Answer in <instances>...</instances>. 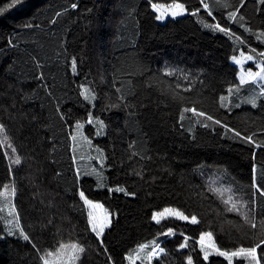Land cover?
<instances>
[{"label": "trees", "instance_id": "1", "mask_svg": "<svg viewBox=\"0 0 264 264\" xmlns=\"http://www.w3.org/2000/svg\"><path fill=\"white\" fill-rule=\"evenodd\" d=\"M7 2L10 0H0V7ZM73 2L78 5L76 9L69 7ZM171 2L25 0L0 14V123L7 129L0 133V190L7 184L10 194L9 200L0 196V264H39L28 242L18 235H6L7 201L15 204L22 227L38 246L51 250L60 242L82 240L89 245L83 264H106L104 252L85 230L86 212L82 213L76 188L114 213L104 239L115 264H127L123 256L168 227H173L177 235L159 237L167 255L154 258L153 264H181L182 256L177 252L183 239L180 232L191 237L189 248L180 250L184 254L191 252L203 230H212L218 245L229 249L249 246L254 239L252 230L242 226L235 213L223 211L221 194L226 199L231 189L238 198L248 200L253 191V164L258 183L264 184V150L229 138L233 134L219 126H214L215 131L201 127L191 113L180 120L182 107L195 106L242 134L256 133L255 139L264 140L262 101H257L255 109L243 103L253 89L259 90L255 83L233 93L230 110L219 108V96L228 95L229 85L239 84V69L231 57H238L242 50L247 52L248 47L205 28L198 21H214L203 13L159 23L151 3ZM181 2L192 6L197 0ZM260 7L254 0H246L242 9L254 29L264 26V16L255 11ZM57 11L63 14L56 17ZM214 15L220 19L218 11L214 10ZM53 19L54 24L50 23ZM26 23L39 27L25 29ZM230 26L252 47L264 49L255 35L245 33L238 25ZM73 57L77 60L75 75L71 69ZM137 65L143 66V74L135 71ZM165 69L174 70L173 75L165 77ZM41 71L43 81L35 78ZM129 81L127 106L111 107L119 95L115 88ZM189 83L191 91L183 92ZM81 84L96 93L95 107L80 97ZM177 84L181 89H176ZM172 90L190 102H174L169 95ZM197 100L201 102L192 103ZM57 102L72 127L59 120ZM236 104L241 106L236 108ZM89 112L93 124L87 123ZM96 117L104 121L103 129ZM77 120L84 123V128L73 142L69 136ZM5 136L10 139L6 141ZM83 137L91 141V146ZM9 142L22 158L21 165L12 166L11 174L10 161L3 158L4 152L11 154ZM96 149L103 152V167L96 159L100 156ZM136 150L150 159L142 160L140 155L129 159ZM77 167L82 173L79 184L74 182ZM92 169L96 172L83 175ZM57 172L61 173L59 177ZM118 185L136 196L107 191ZM13 186L16 193L11 200ZM212 188L217 192L210 191ZM257 200V212H264V200ZM166 206L179 207L186 214L195 212L202 222L190 225L169 218L156 225L150 219L151 212ZM49 219L52 225L46 224ZM212 264L226 262L212 258Z\"/></svg>", "mask_w": 264, "mask_h": 264}, {"label": "snow or ice", "instance_id": "2", "mask_svg": "<svg viewBox=\"0 0 264 264\" xmlns=\"http://www.w3.org/2000/svg\"><path fill=\"white\" fill-rule=\"evenodd\" d=\"M25 0H10V2L4 3L0 7V14H4L9 10L22 5ZM254 3L260 5V8L255 9L259 12L261 16H264V0H254ZM69 7L71 9H76L78 5L76 3H70ZM246 7V0H236V3H232L231 0H197L195 5L189 6L186 2H181V0H172L171 3L161 5L158 3H151V8L156 13L155 20L162 21L166 17L170 16L175 19L177 17L191 16L198 17L202 13L206 14L207 17H210L213 23H208L204 20L198 22L202 23L203 26L207 29H210L213 32L222 33L225 37L230 40L239 42L240 45H247L248 51H240L239 57L233 55L231 57L235 65L241 66V70L237 73V78L239 80L238 85H229L227 89L228 95L219 96V108L224 110H230L231 106V97L235 91H239L242 86L255 83L258 87V91L253 89L252 94L245 98L243 103L250 104L253 109L257 108V101H262L261 107H264V49H259L258 47H252L248 40L242 35L237 34L233 31L230 25H238L240 29H243L245 33H250L255 35L256 40L261 44H264V26L261 29H254V26L250 22V18L246 19L245 15L242 13V9ZM231 9V10H229ZM67 8L63 9V12H67ZM214 10L220 13V19H217V16L214 15ZM63 13L62 11L55 12V16L59 17ZM223 21V23L221 22ZM50 23L54 24L55 20H51ZM39 27L34 23H26L23 25L25 29H32ZM11 44V41H9ZM245 61H251L254 63L256 71H253L251 67L245 72L243 66ZM37 68H40L41 65L38 60L34 59ZM71 69L73 75L76 74L77 69V60L75 57L71 60ZM136 72L143 74L145 69L142 65H137ZM174 70L165 69L163 75L165 77L172 76ZM135 72L129 73V75H134ZM37 80L43 81L44 74L41 71L38 76L35 77ZM188 78L185 77V80ZM45 87H47L45 85ZM176 89H181V85L177 84ZM183 92L191 91V84L189 83L187 87L182 88ZM115 93L119 94L116 97V102L111 104V107H120L127 106L126 96L131 94L130 81L128 84L121 82L119 87L115 88ZM48 95L51 97L52 93L48 92ZM80 97L84 101H88L95 107L93 103L96 100V93L92 92L89 89H86L83 84L80 85ZM169 95L174 102L178 104L189 103L188 97L181 95L178 91L172 90ZM226 101H228L226 103ZM201 101H192V103H200ZM241 105L236 104L235 107L239 108ZM55 112L59 117L61 122H64L69 127H72L71 122L69 121L68 115L65 114L57 102L55 106ZM191 113L192 117L197 118L195 120L196 124H199L201 127L208 129L211 128L212 131H215L214 126H219L220 128L225 129L226 132L232 133V139H239L240 141L250 145L253 149H262L264 150V140L258 141L256 133L242 134L240 131L229 127L228 124L222 122L221 119L214 117L206 111L199 110L195 106L193 107H182L180 110V120L183 121L184 114ZM131 115V110H130ZM94 117L91 112L88 114L87 123L93 124ZM99 127L103 129L104 121L100 120L98 117L95 118ZM210 122V123H209ZM84 128V123L77 120L74 125V130L70 134L69 138L76 142L78 135L81 134V130ZM7 131L6 126L3 123H0V133H5ZM191 131V130H189ZM100 132H97V135H100ZM261 135H264V129H261ZM10 138L5 136V140L8 141ZM83 140L91 146V141L87 137H83ZM135 142H133L134 144ZM133 144H129V148L133 147ZM0 146H3L0 144ZM7 147L11 149V154L4 152L3 158L9 160V174L12 172V166H19L22 164L21 155L18 153V150L13 146L11 142L7 144ZM54 147V141H53ZM100 153V156L96 159L99 160L101 167L104 165L103 152L100 149H96ZM140 155V158L150 159V157L142 155L140 150L133 151L131 157ZM253 158H255V151L252 153ZM73 163H76V157L73 156ZM96 170L92 169L91 172H84V176L91 175L95 173ZM137 176H141L140 172L134 173ZM56 175L59 177L60 172H57ZM82 177V173L79 167L75 169L74 182L79 184ZM9 186L5 184L3 190H0V196L4 195V192L7 191ZM251 189L252 195L248 200H243L238 198L231 189L229 192L231 194L224 199L221 194L222 204L224 205L223 211L228 213H235L242 221V226L252 230L254 239L251 240L249 246H233L231 249L219 246L214 236L212 230H203L199 232V237L194 241V247L191 249V252L184 254L180 250L189 248L190 236L186 235L184 232H180L179 235L183 237L182 241L177 245V252L182 256L181 264H212V258H222L226 264H237V262H243V264H264V212H257V208L260 207L257 197L259 200H264V184L258 183L256 177V166H252V177H251ZM79 201L82 202L81 209L82 213L86 212V232L89 234L90 238L94 239L97 243L98 248L104 252L106 256V264H115L113 257L109 254L108 248L105 246V233L107 229H110L113 223L114 213L104 206V204L93 201L88 198L83 190L79 188L75 189ZM109 193H123L125 196H136L135 192H130L127 188L122 186H116L115 188H108ZM213 193H216L217 190L212 188L210 189ZM16 189L15 186L11 189V194L15 196ZM199 193L197 196L199 197ZM3 211V209H0ZM7 217L6 218V235L17 236L19 239H22L28 244L31 245L32 249L35 250L39 264H83L82 257L87 254L89 251V245H87L82 240H75L68 243L60 242L58 247L54 249H44L38 246L33 242L32 237L29 233L25 231L20 222V216L17 212L16 206L13 203L7 204ZM259 217V219H258ZM173 218L178 221L187 222L190 225H199L202 222V218L198 216L197 213L192 212L186 214L184 210H181L179 207L166 206L160 210H153L151 212L150 219L156 225H160L161 221ZM47 225H52L53 220L49 219L46 221ZM177 235L176 230L173 227H168L164 231L157 233V237L147 243H140L136 246L134 251L128 252L125 256L122 257L123 260L127 261L128 264H153L154 258H158L161 254H165L166 250L161 246L162 242L159 240V237H164L165 239L175 237ZM245 236L248 233L244 234ZM198 246L199 251H196ZM195 253V258L192 253Z\"/></svg>", "mask_w": 264, "mask_h": 264}, {"label": "rangeland", "instance_id": "3", "mask_svg": "<svg viewBox=\"0 0 264 264\" xmlns=\"http://www.w3.org/2000/svg\"><path fill=\"white\" fill-rule=\"evenodd\" d=\"M184 17V16H183ZM177 18H181V17H177ZM177 18H175V19H177ZM168 19H173V18H171L170 16H168V17H166L164 20H162V21H158L159 23H165ZM255 28H257V27H255ZM239 57V56H238ZM234 63V62H233ZM249 64H252V67H253V65H254V63L253 62H251V61H245V63H244V66H243V70L246 72L247 70H248V65ZM237 67H238V69H239V71L241 70V66H239V65H236ZM252 67H251V69H252ZM253 71H256V68H255V65H254V68L252 69ZM8 195H10V194H8V192H4V195L3 196H1L2 198H6V200H9V198H8ZM11 200H12V194H11ZM8 203H10V201H7V204ZM7 204H6V207H7ZM183 222V221H182ZM184 223H187V222H184ZM127 264H128V262H127ZM138 264H139V262H138Z\"/></svg>", "mask_w": 264, "mask_h": 264}]
</instances>
